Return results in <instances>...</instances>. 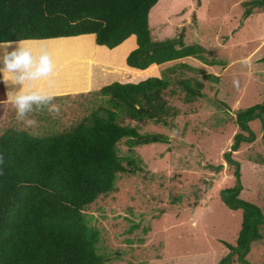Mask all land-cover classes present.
I'll list each match as a JSON object with an SVG mask.
<instances>
[{"label":"rangeland","instance_id":"374dc122","mask_svg":"<svg viewBox=\"0 0 264 264\" xmlns=\"http://www.w3.org/2000/svg\"><path fill=\"white\" fill-rule=\"evenodd\" d=\"M248 1L159 0L150 10L152 39H172L183 28L185 43L212 52L214 65L194 58L183 62L219 76V81L203 82V97L185 103L183 89L176 81L197 74L177 67L180 61L166 64L160 68L161 76L165 69L176 67L175 74L165 72L171 78L166 98L176 116L167 118L168 126L125 121L141 133L163 134L167 142L129 149L123 139L118 145L119 155L136 158L140 170L118 175L115 190L84 211L90 224L101 232L100 252L114 257L107 264H219L229 253L224 243L235 244L242 211L228 209L220 199V192L235 184L234 168L228 165L224 153L230 151L233 137L241 132L234 113L264 101V63L260 61L264 56V7L253 9L250 17L242 20L244 2ZM129 44L123 43L113 55L98 50L92 35L39 40L26 46L34 54L47 51L54 70L64 72V77L69 78V71L77 72L83 86L85 73L88 78L91 69L102 73L97 60L118 65L119 56L129 50ZM91 54L96 60H87ZM129 72L133 80L142 74ZM116 76L111 69L102 77L113 83L118 82ZM98 92L56 95L54 103L61 106L60 115L53 117L46 111L30 114L37 120L35 128H24L16 120L13 107L0 103V135L8 129L24 130L37 137L69 131L106 105V98ZM248 126L254 141L241 143L232 153L239 163V198L264 215V129L259 118L249 121ZM259 228L263 239L251 243L246 256L251 264H264V225Z\"/></svg>","mask_w":264,"mask_h":264},{"label":"trees","instance_id":"16d2710c","mask_svg":"<svg viewBox=\"0 0 264 264\" xmlns=\"http://www.w3.org/2000/svg\"><path fill=\"white\" fill-rule=\"evenodd\" d=\"M158 1L0 0V44L92 35L97 46L114 49L135 36L136 48L126 57L131 68L145 70L190 58L213 66L212 52L198 44L187 45L183 28L172 39H152L149 13ZM244 6L242 20L250 17L253 9L263 8L264 0H250ZM260 61L264 63V56ZM177 65L197 74L176 81L183 89L185 103L203 97V82L219 81V76L200 67L186 62ZM175 69L172 66L162 72L163 76L138 83L113 82L102 87L98 93L106 98V105L69 131L37 137L8 129L0 135V156L4 158L0 164V264L112 261V254L100 252L101 232L90 224L84 211L115 190L118 175L140 170L136 158L119 155L118 145L123 139L129 149L167 142L163 134L141 133L136 126L124 123L151 121L168 126L167 118L175 117L176 111L166 98L171 78L165 72L175 74ZM5 100L6 90L0 81V102ZM234 118L241 132L233 137L224 158L234 168L235 184L222 190L220 199L228 209L242 211L241 228L235 244L224 243L229 253L219 264H251L246 256L251 243L263 239L259 227L264 225V215L239 198V163L232 153L241 143L254 141L249 121L259 118L264 129V101L235 112Z\"/></svg>","mask_w":264,"mask_h":264},{"label":"clouds","instance_id":"9594fccd","mask_svg":"<svg viewBox=\"0 0 264 264\" xmlns=\"http://www.w3.org/2000/svg\"><path fill=\"white\" fill-rule=\"evenodd\" d=\"M12 42L0 44V48L7 49ZM29 41L19 40L12 51H4L0 56L3 67L0 68V81L12 87L6 93L4 104H10L15 110L16 120L24 128L37 127V120L30 114L46 111L53 117L59 116L61 106L54 103L56 95L51 89L54 87V65L47 51L39 54L26 45ZM19 85L18 90L15 88ZM4 163L0 156V164Z\"/></svg>","mask_w":264,"mask_h":264},{"label":"crops","instance_id":"0c3cea01","mask_svg":"<svg viewBox=\"0 0 264 264\" xmlns=\"http://www.w3.org/2000/svg\"><path fill=\"white\" fill-rule=\"evenodd\" d=\"M79 37V36H77ZM73 37H69V38H59V39H70ZM56 40V39H54ZM33 41H29V44L32 43ZM125 42H127V44L130 42L131 44H129V50H127V52L120 57L119 60V64H113V63H109L106 61H98L102 67L101 71L102 73H97L96 71H94L93 69H91L90 72L91 73V77H90V73H89V78L87 76V74H84V79L86 80L85 85H81L79 83L80 78L79 75L77 74V72L75 73H70V71L68 72L69 78L64 77V72H58L57 70H54V74H53V78H54V87L51 89V91H53L55 93V95H63L66 92H72V93H76L77 91H88V90H100L101 88H98V85H104L106 86V84H110L112 83V79H110L109 81L106 78H103L102 76L107 75L108 71L114 70L116 76V79L119 83H138L140 81H143L145 79H148L150 77H161V72H160V68H163L164 65L169 64L166 63L162 66H158V65H151L150 67H148L145 70H137L134 68H131L129 66H127L125 64V60L123 61V59H126L127 55L129 54L130 51H132L133 49L136 48V38L135 36H131L130 38H128ZM124 42V43H125ZM96 45V44H95ZM16 46V42L11 43V46L7 49L4 48H0V56L3 55L4 51H11L13 50V47ZM97 49L99 50V48H101L102 50H104L106 53L105 54H109L113 55V53L115 52V50L119 47H116L114 49H108L104 46H97ZM116 55H120V54H116ZM95 59V55H89L88 56V61L94 60ZM96 60V59H95ZM174 62H179V61H174ZM180 62H183V60H180ZM0 68L3 67L2 62H0ZM104 69V70H103ZM93 70V71H92ZM107 70V72L105 71ZM129 71H137L140 72L142 74H140V76H138L137 78H135V80H133V74H131V72ZM61 78V80H60ZM100 81V82H99ZM99 82V83H98ZM4 83V82H3ZM4 87L7 91L9 90L10 87H12L11 85H6L4 83ZM15 88L18 90L19 85H16ZM7 99V96H6Z\"/></svg>","mask_w":264,"mask_h":264}]
</instances>
